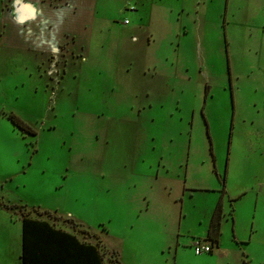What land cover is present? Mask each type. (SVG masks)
Returning <instances> with one entry per match:
<instances>
[{
    "label": "rangeland",
    "instance_id": "1",
    "mask_svg": "<svg viewBox=\"0 0 264 264\" xmlns=\"http://www.w3.org/2000/svg\"><path fill=\"white\" fill-rule=\"evenodd\" d=\"M2 1L0 264L16 213L108 264H264V0Z\"/></svg>",
    "mask_w": 264,
    "mask_h": 264
},
{
    "label": "trees",
    "instance_id": "2",
    "mask_svg": "<svg viewBox=\"0 0 264 264\" xmlns=\"http://www.w3.org/2000/svg\"><path fill=\"white\" fill-rule=\"evenodd\" d=\"M12 123L24 131L36 133L14 112H8ZM50 215V211L45 210ZM222 206H216L208 228V238L212 244L219 243ZM212 252V251H211ZM210 252V253H211ZM22 259L24 264H108L100 248L85 242L48 220L23 219Z\"/></svg>",
    "mask_w": 264,
    "mask_h": 264
},
{
    "label": "crops",
    "instance_id": "3",
    "mask_svg": "<svg viewBox=\"0 0 264 264\" xmlns=\"http://www.w3.org/2000/svg\"><path fill=\"white\" fill-rule=\"evenodd\" d=\"M2 12H3V1L2 0H0V18L2 17ZM4 15V14H3ZM9 207V206H8ZM7 207V208H8ZM10 210H12V209H10ZM12 213H16V212H12ZM25 216H27V217H29V218H33V219H41V220H48L49 222H51V223H54V225H55V227H57V228H61V229H63V230H65V231H68L69 233H72V234H75L76 235V237L78 238V239H80V240H82V239H84V237H82L80 234H79V232H77V231H75L74 229H72V230H69L68 228H64L61 224H59V223H56L55 221H52V220H50V219H48V218H41V217H34V216H30V215H27V214H18V213H16V219H12V220H14V221H12V220H10L11 221V223L10 224H12V226H15V229H16V235L13 237V239H21V243H20V251H19V255H18V264H24L23 263V259H22V245H23V219H24V217ZM211 218H212V215L208 218V223H207V220H206V230H205V234H204V237L206 236L207 237V234H208V228H209V225H210V222H211ZM9 219H11V217H10V213H9ZM66 229H68V230H66ZM74 230V231H73ZM205 237V238H206ZM205 241H209L210 239H204ZM82 241H84V240H82ZM218 245L219 246H217V249H216V251H221V244H220V242L218 243ZM105 260V259H104ZM120 263L122 264V262L120 261Z\"/></svg>",
    "mask_w": 264,
    "mask_h": 264
},
{
    "label": "built area",
    "instance_id": "4",
    "mask_svg": "<svg viewBox=\"0 0 264 264\" xmlns=\"http://www.w3.org/2000/svg\"><path fill=\"white\" fill-rule=\"evenodd\" d=\"M125 22H128V19H126ZM192 245L194 246L196 254L211 252L214 248V244H212L210 240L205 241L204 239H195Z\"/></svg>",
    "mask_w": 264,
    "mask_h": 264
}]
</instances>
